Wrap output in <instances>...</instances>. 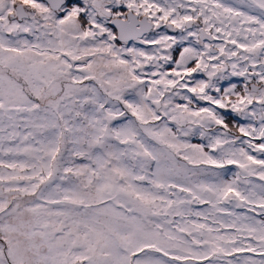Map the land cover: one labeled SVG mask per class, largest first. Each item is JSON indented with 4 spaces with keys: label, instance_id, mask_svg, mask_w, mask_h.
Returning a JSON list of instances; mask_svg holds the SVG:
<instances>
[{
    "label": "snow or ice",
    "instance_id": "1",
    "mask_svg": "<svg viewBox=\"0 0 264 264\" xmlns=\"http://www.w3.org/2000/svg\"><path fill=\"white\" fill-rule=\"evenodd\" d=\"M0 264H264V0H0Z\"/></svg>",
    "mask_w": 264,
    "mask_h": 264
},
{
    "label": "rangeland",
    "instance_id": "2",
    "mask_svg": "<svg viewBox=\"0 0 264 264\" xmlns=\"http://www.w3.org/2000/svg\"><path fill=\"white\" fill-rule=\"evenodd\" d=\"M228 122H229V124L231 126V124H232V118L231 117L228 118ZM193 142H199L198 138L194 139ZM232 167L234 169V166H232ZM237 211H243V210L242 209H237Z\"/></svg>",
    "mask_w": 264,
    "mask_h": 264
}]
</instances>
